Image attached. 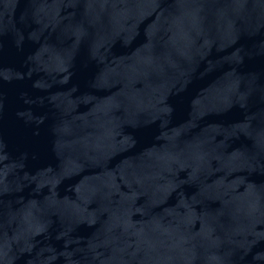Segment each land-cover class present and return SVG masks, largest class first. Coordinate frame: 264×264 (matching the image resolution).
Segmentation results:
<instances>
[{"label": "water", "instance_id": "95a60500", "mask_svg": "<svg viewBox=\"0 0 264 264\" xmlns=\"http://www.w3.org/2000/svg\"><path fill=\"white\" fill-rule=\"evenodd\" d=\"M0 264H264V0H0Z\"/></svg>", "mask_w": 264, "mask_h": 264}]
</instances>
